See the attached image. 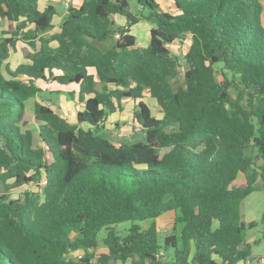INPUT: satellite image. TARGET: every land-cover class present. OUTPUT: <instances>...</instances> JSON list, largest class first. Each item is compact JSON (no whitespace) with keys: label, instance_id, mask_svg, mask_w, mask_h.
<instances>
[{"label":"trees","instance_id":"1","mask_svg":"<svg viewBox=\"0 0 264 264\" xmlns=\"http://www.w3.org/2000/svg\"><path fill=\"white\" fill-rule=\"evenodd\" d=\"M136 1L138 13L130 0H82L45 36L54 5L0 0L11 24L0 37V264H236L264 241H248L257 222L242 214L243 201L264 190L262 0H171L174 12ZM141 21L152 24L145 47L131 29ZM188 35L185 84L175 88L181 61L169 45ZM19 41L33 49L27 61L4 65ZM49 78L77 87L68 93L83 108L70 122L36 103L32 129L26 108ZM125 99L139 100L134 132L143 140L117 144L104 121ZM33 131L43 145L34 146ZM34 182L39 191L13 197ZM167 212L169 233L143 228ZM101 245L107 252L96 255Z\"/></svg>","mask_w":264,"mask_h":264},{"label":"rangeland","instance_id":"2","mask_svg":"<svg viewBox=\"0 0 264 264\" xmlns=\"http://www.w3.org/2000/svg\"><path fill=\"white\" fill-rule=\"evenodd\" d=\"M161 2V1H160ZM163 2V6L162 9L167 8L169 10H174V5L173 4H168L167 2H165L164 0ZM44 3H53V5L56 7L57 12L60 14V16L62 15V11L65 9V0H44ZM263 7H264V0L262 1ZM130 8L134 13H138L139 12V5L137 3L136 0H130ZM116 24L118 26H123L126 25V20L125 18H114ZM263 24H264V11H263ZM10 21L6 20V19H2L0 18V37H5L6 33L9 32L10 30ZM150 27H152V24L146 21H142L141 24L139 25H135L133 26L132 29V33L135 34L138 39H137V45L138 46H146L149 44V40H150ZM45 34L49 35L50 33L47 31L45 32ZM115 41V39H109L107 42L109 44L107 45H111L113 42ZM192 40L191 37L188 36L187 38L184 39V41H175L174 43L169 45V48L171 49L172 53L179 56V59L181 61V67H180V74L179 76L175 79V88H177V86H183L185 84L184 81V72L187 68L186 65V61H185V55L189 50L190 44H191ZM33 49L32 47H30L29 45L25 44L22 41L18 42L17 45V49H11L10 51V57L9 59L6 61V64H9L12 68H16L20 63H23L25 61H27L26 58V53L27 52H32ZM49 82L47 83H42L38 82V85L45 91V93L43 95H37L36 97H33L26 108V120L28 121V127L32 128V129H37L38 126L35 123V104L36 103H40L42 101H45L46 105L49 107H55L56 110L64 115L67 116L69 119L72 120V122L76 121L75 120V116L73 114H71L69 111L66 110L67 108V98H70V94L69 93H58V89L59 88H64V89H68V87L72 88V86H68L66 87V85H62V84H58L57 82H55L53 79L49 78ZM97 87L101 88V83L98 82L97 83ZM55 102L57 104H55ZM66 102V103H65ZM74 102V101H73ZM77 106H80V102L79 100H77L76 102ZM75 106V104H74ZM160 106L157 102H155L152 105V111L153 113L156 115L158 114V112L160 111ZM132 116V111L129 110L127 112H125L123 115L124 116H128L130 115ZM120 126L116 127L117 132L120 133L122 132L123 134H121V136L119 137L118 140H120L123 143H129L131 141H140L143 140V134L142 133H135L134 129L135 128V123L133 121V118H124V119H120ZM115 122L116 120H112L106 125H109V129H107L106 134L109 136V138H111L113 141L117 140V135L115 133H113L111 130L114 129L115 127ZM124 131V132H123ZM126 131H130L131 133L128 134L126 133ZM119 141V142H120ZM117 142V141H116ZM164 152V150L162 151ZM259 165H264V160H259ZM238 183H243L245 182V178L242 176H240V178L237 181ZM45 183V181L43 180L41 182V184ZM259 183H261V180H259ZM258 183V184H259ZM5 191V186L4 183L2 182V180H0V192ZM26 191H39V187H38V183L34 182L30 185H26L22 188H19L17 190L13 191V197H19V196H23L24 193ZM242 214L244 215L245 218L249 219V220H253L257 222V225L251 229H249L247 231V238L250 239L251 237H256V238H263L264 237V222L262 220L263 218V214H264V190L261 188H258L256 191H254L253 193H251L242 203ZM168 218H164L163 220H161V222L163 221L165 224L168 223ZM132 225L131 221H126L123 222L121 224H119L117 226V230L119 232V234L125 235L126 234V229H128L130 226ZM171 230V229H170ZM170 230L168 232H170ZM166 232H163V235ZM106 236V230H102L99 234L100 239L104 238ZM102 247V246H100ZM101 249L98 248L96 250V254L98 252V254H100ZM82 253V252H81ZM264 253V241L261 242L259 245H255L253 247V254H261ZM167 257L168 259H171L173 257V252L172 251H168L167 252ZM110 264H117V262H112ZM253 264H257V262L253 261Z\"/></svg>","mask_w":264,"mask_h":264},{"label":"crops","instance_id":"3","mask_svg":"<svg viewBox=\"0 0 264 264\" xmlns=\"http://www.w3.org/2000/svg\"><path fill=\"white\" fill-rule=\"evenodd\" d=\"M160 3H161V6H163V0H158ZM165 2H167L168 4H173L174 5V8H175V4L171 1V0H164ZM263 1V0H262ZM67 2H69V6L70 5H74V6H79L80 4H81V2H82V0H65V9L62 11V15L60 16V14L57 12V14H56V16H55V20H54V22H55V27H54V29L53 30H51V31H48L50 34L48 35H46L45 33H43V35H45V36H50L51 34H53V33H56V32H58V31H60V25H61V23H62V21H63V18H64V16H65V14L67 13V8H68V6H67ZM48 4H52L53 5V3H44V0H40V7L43 9L46 5H48ZM165 10H169V9H167V8H164ZM169 11H171V12H174L175 11V9L174 10H169ZM114 18H125V17H123V16H121V15H114L113 16ZM126 20V19H125ZM142 22V21H141ZM141 22H139L138 24H136V25H139V24H141ZM151 28L152 27H150V30H151ZM137 37V36H136ZM137 39H138V37H137ZM107 44H109L108 42H106V45ZM191 45V44H190ZM147 46V45H146ZM143 47H145V46H143ZM66 87H68V86H66ZM72 90H75V91H78V89H77V87H75V88H70V87H68V89H64V88H59L58 89V93L60 94V93H62V94H64V93H68V92H70V91H72ZM67 108H66V110L67 111H69L71 114H73L74 116H75V120H77V113H78V111L79 110H81L82 108H83V104L80 102V100H79V96H78V93H76L75 94V96H74V98H67ZM77 100H79V102L81 103L80 104V106L78 107L77 106V104H76V102H77ZM145 102H147L150 106H151V108H152V105L155 103V102H157L154 98H152V97H149V96H146L144 99H143ZM74 101V102H73ZM139 102V100L138 101H134L133 99H125V100H123V102H122V108L121 109H117V111L116 112H114L113 114H111L109 117H107L106 118V120H105V123H107V124H110L109 122L110 121H112V120H116V122H115V127H114V129H112L111 131L113 132V133H115L118 137H117V140H114V142H116L117 144H121V143H123V142H121L120 140H118L119 139V137L121 136V134H123L122 132H120V133H118L117 132V129H116V127H118V126H120V119H124V118H127L128 117V119L129 118H133V110H134V107H135V105L137 104ZM40 103H43V104H45L46 105V103H45V101H42V102H40ZM66 103V102H65ZM74 104H75V106H74ZM53 110H55L57 113H59L57 110H56V108L55 107H51ZM161 108V107H160ZM129 110H131L132 111V116H131V114L130 115H128L127 117L126 116H124L123 114L125 113V112H127V111H129ZM160 111H161V109H160ZM160 111L158 112V114H156V115H160ZM60 114V113H59ZM154 114V113H153ZM62 117H64V118H66V119H68L70 122H72V120L71 119H69L67 116H64V115H62V114H60ZM74 122V121H73ZM76 122V121H75ZM105 129H106V131H107V129H109V125H106L105 124ZM124 132V131H123ZM129 132V133H128ZM126 133H128V134H130L131 132L130 131H126ZM120 141V142H119ZM240 176L242 177L243 175L242 174H240L239 176H238V179L240 178ZM244 177V176H243ZM241 183V182H240ZM244 183V182H243ZM242 184V183H241ZM164 218H168V223L167 224H165L163 221L161 222V220H163ZM245 218V217H244ZM245 220H247V221H252V220H249V219H247V218H245ZM174 221H175V214L173 213V212H167V213H164V214H162L161 216H159L158 218H155V219H148V220H145V221H143L141 224H142V226H143V228L144 229H146V228H148L152 223H156L157 224V228H158V230L159 231H161L162 233L163 232H166V233H169L168 231L170 230V229H172V227H173V225H174ZM171 231V230H170ZM166 233H164V235L166 234ZM255 240H258V238H256V237H251L250 239H248V241L249 242H253V241H255ZM102 246V245H101ZM100 249H101V251H100V254L101 253H103V252H107V248L106 247H104V246H102V247H99ZM96 252V251H95ZM96 255H99L98 254V252H97V254ZM258 255H260V254H256V255H252V257H250L249 259H247V260H240V261H238L236 264H253V261H255V262H257V264H260L259 263V261H258ZM165 259L167 260L168 259V257L166 256L165 257ZM117 264H124V263H122V262H117Z\"/></svg>","mask_w":264,"mask_h":264},{"label":"water","instance_id":"4","mask_svg":"<svg viewBox=\"0 0 264 264\" xmlns=\"http://www.w3.org/2000/svg\"><path fill=\"white\" fill-rule=\"evenodd\" d=\"M32 136H33L32 141H33L34 146H41L44 144L37 131H33Z\"/></svg>","mask_w":264,"mask_h":264},{"label":"built area","instance_id":"5","mask_svg":"<svg viewBox=\"0 0 264 264\" xmlns=\"http://www.w3.org/2000/svg\"><path fill=\"white\" fill-rule=\"evenodd\" d=\"M67 6L69 7V2H67ZM188 36L191 37V35H188ZM188 36H186L185 38H187ZM116 37L119 38L120 35L118 34ZM185 38H180L177 41H182L183 42ZM161 255H163V252H161L160 255H158V257L161 256ZM258 261H259L260 264H264V253H261L260 255H258Z\"/></svg>","mask_w":264,"mask_h":264}]
</instances>
